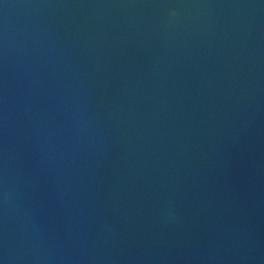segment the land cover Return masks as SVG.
I'll list each match as a JSON object with an SVG mask.
<instances>
[{"label":"water","instance_id":"1","mask_svg":"<svg viewBox=\"0 0 264 264\" xmlns=\"http://www.w3.org/2000/svg\"><path fill=\"white\" fill-rule=\"evenodd\" d=\"M0 264H264V0H0Z\"/></svg>","mask_w":264,"mask_h":264}]
</instances>
